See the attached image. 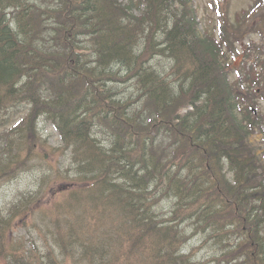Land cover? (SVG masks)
Segmentation results:
<instances>
[{
  "label": "trees",
  "instance_id": "1",
  "mask_svg": "<svg viewBox=\"0 0 264 264\" xmlns=\"http://www.w3.org/2000/svg\"><path fill=\"white\" fill-rule=\"evenodd\" d=\"M218 6L220 43L198 32L192 0H0V22L20 33L9 49H28L15 72L28 89L22 78L1 93L0 106L28 109L5 136L21 140L0 180L54 154L41 117L72 162L0 214V264H199L195 249L182 253L198 232L214 249L209 264H264V169L243 125L255 123L239 120L245 93L226 71L244 34H264V0L234 21ZM248 63L246 80L260 87L264 44ZM2 217L36 242L9 236Z\"/></svg>",
  "mask_w": 264,
  "mask_h": 264
},
{
  "label": "rangeland",
  "instance_id": "2",
  "mask_svg": "<svg viewBox=\"0 0 264 264\" xmlns=\"http://www.w3.org/2000/svg\"><path fill=\"white\" fill-rule=\"evenodd\" d=\"M250 0H233L231 5V14L233 15L236 11L240 10L241 8L245 7L247 3ZM194 8L197 16V23H198V29L199 32L202 34L207 32L210 29V26L212 24V21H214V17L210 15V13L206 9V5L208 3V0H194ZM139 12H137L138 14ZM248 43V40L244 42V46H246ZM240 56H237L233 59L231 66H230V79H235L236 76V69L240 65L241 62V54L242 49H239ZM18 86V85H17ZM125 85H122V88H124ZM130 93V90L129 92ZM16 100H14V103L7 104V105H1L0 106V122H5L6 124H9V126L6 129H9L10 126L15 124L17 120L23 116V113L28 109V107L25 105V102H18L15 103ZM4 104V102H3ZM260 108L264 112V101L260 103ZM39 130L42 137V140L45 142L48 150L50 151H56L52 156H50V160L48 158L45 159V162L41 159H37L31 162L30 166L28 167V161L25 163V166L20 168L16 173L6 176L5 178H2L0 180V214L2 216H6L10 206H13L16 204V202L23 196L27 195L28 192L37 191L39 189V186L41 184L42 178L45 173L49 174L50 165L52 168V172L58 173L61 172L60 177L63 176L62 171H67L71 169V158L68 153H62L60 150L62 148V142L61 138L56 131V129L53 127V125L45 122L44 118L39 119ZM264 130V128H263ZM260 130H257V132L252 135L249 139V143L256 149L257 154L259 155V158L261 160V163L264 167V133ZM6 131V130H5ZM0 135H2V138L4 140L6 133L4 130H1ZM2 140V141H3ZM1 141V140H0ZM5 141L2 143V146L0 147V165H4L7 161H9L12 157V154L15 153L16 146H11L13 151L10 150L11 147H8L4 150L3 144H5ZM8 151H11L10 153ZM26 154V151L23 152ZM7 155V157L4 158V156ZM6 160V161H5ZM4 161V162H3ZM70 175V174H69ZM72 176V175H70ZM56 179L52 178V182L48 184L50 188H56L60 184L54 183ZM39 185V186H38ZM166 206V205H164ZM3 218V217H2ZM4 223L1 225H8V234L9 236L14 237L15 239L22 240L26 244L30 241L36 242L38 238H32L30 237V234L28 232V228H24L23 222L21 220H16L14 222L11 219L3 218ZM19 223V224H17ZM194 224H191V228L194 229ZM3 231V229H0ZM199 233V232H198ZM33 237H36L35 235ZM200 236L198 234L194 235V237L191 239V242L189 246L184 249L182 253H187L188 249H195V258L196 261L199 264H209L211 261V258L214 255V249L207 246H200ZM184 240L186 241L187 238L184 236ZM209 243V242H208ZM198 250L196 251V246H198ZM2 264H11V263H2Z\"/></svg>",
  "mask_w": 264,
  "mask_h": 264
},
{
  "label": "bare ground",
  "instance_id": "3",
  "mask_svg": "<svg viewBox=\"0 0 264 264\" xmlns=\"http://www.w3.org/2000/svg\"><path fill=\"white\" fill-rule=\"evenodd\" d=\"M18 35H20V33L17 30L15 22L10 20V18L8 20V17L3 18L2 21L0 22V62H7V64L5 65L6 67L4 66V68L1 70L3 72L0 73V99H2V96H3L1 93L5 92V91H9V89L10 90L13 88L16 89L17 85L14 87L13 84H16L17 81L22 79V78L23 79L26 78L25 74H22V76H24V77L21 78L19 76H16L17 73H15V72L17 70L16 64L21 63L22 58L28 57V49H25V51H21L22 50L21 45H17L16 47H11L9 49L10 45L13 42V38L18 40ZM25 46L28 47V44H26ZM26 69H27V67L25 65L24 67L20 68V71L26 70ZM24 81H25L26 87L28 89L27 78ZM10 84H12V85H10ZM41 118H44V117H41ZM41 118H39V119H41ZM54 128L56 129V127H54ZM56 131L58 132L57 129H56ZM37 133H40L38 123H37ZM58 134H59V132H58ZM59 136L61 138L60 134H59ZM0 140H3L1 135H0ZM61 142H62V139H61ZM8 147H9V145L7 144L4 148V150L7 149ZM1 154H2V151H1ZM5 157H7V155H5L4 158ZM33 159H35V160L41 159L42 161L45 162V160H43V157L37 158V156H33ZM48 159L50 160L49 157H48ZM70 163L72 165L71 161H70ZM49 170H51V165H50Z\"/></svg>",
  "mask_w": 264,
  "mask_h": 264
}]
</instances>
